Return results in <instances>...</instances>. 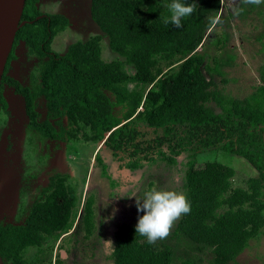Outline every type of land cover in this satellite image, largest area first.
Returning a JSON list of instances; mask_svg holds the SVG:
<instances>
[{
	"label": "trees",
	"instance_id": "16d2710c",
	"mask_svg": "<svg viewBox=\"0 0 264 264\" xmlns=\"http://www.w3.org/2000/svg\"><path fill=\"white\" fill-rule=\"evenodd\" d=\"M188 2L197 4L196 11L176 28L163 22L170 15L171 0H91V19L108 37L109 48L123 59L105 62L101 35L69 45L63 55L53 52L51 43L70 25L69 19L42 13L39 0H25L24 24L15 34L1 78L0 108L7 111L5 91L11 90L23 100L28 127L43 139L103 142L113 156L122 155L131 170L157 161L173 167L185 153L182 187L191 211L181 216L172 238L192 251H209L210 264H231L264 229V71L262 85L243 99L218 90L215 78L224 76L222 68L233 58H218L210 66L203 49H197L205 45V34L223 0ZM235 15L228 13L226 18ZM228 36L223 32L222 41L214 43L219 51L226 48ZM21 45L40 63L38 79L30 86L11 75ZM39 98L45 100L47 117L56 119L58 129L38 122ZM116 106L123 112L120 118L113 114ZM145 130H151L153 138L146 139ZM204 150L240 156L256 177L249 178L245 188H232L231 170L216 162L201 164ZM96 160L100 162L99 156ZM69 178L50 176L22 223L0 224L3 264H37L36 257L25 259L26 251L40 249L48 239H58L73 228L78 197ZM94 203L93 196L86 198L77 223L86 238L95 228ZM114 246L112 264H173L175 258L169 244H148L132 225L118 228ZM59 259L60 255L54 263L60 264ZM200 262L191 256L181 264Z\"/></svg>",
	"mask_w": 264,
	"mask_h": 264
},
{
	"label": "rangeland",
	"instance_id": "374dc122",
	"mask_svg": "<svg viewBox=\"0 0 264 264\" xmlns=\"http://www.w3.org/2000/svg\"><path fill=\"white\" fill-rule=\"evenodd\" d=\"M90 1L39 0L38 8L42 13L61 14L70 22L63 32L54 37L51 50L63 55L69 45L101 35V59L105 62L115 61L119 57L109 48L108 37L99 31L91 19ZM242 4L243 15H235L241 13ZM222 5L214 18L212 29L205 34V45L197 50L203 49L202 53L210 66H214L218 58H233L230 66L222 68L224 76L215 78V85L224 94L243 99L257 86L262 85L264 3L257 6L246 5L243 0H223ZM228 13L235 17L227 19ZM223 32L229 35L227 46L219 51L214 43L222 41ZM27 52V48L21 45L16 53L18 59L13 62L11 71L13 78L24 86H30L32 81L38 79L40 70L38 59ZM126 70L132 73L130 68L127 67ZM128 88L131 89L132 84ZM5 92L7 111L0 108V224L22 223L52 175L67 174L70 177L68 182L78 197V216L73 228L58 239H48L40 249H28L25 259L36 257L37 264H55L57 256L60 255V264H112L113 252L105 253L102 239L110 238L115 245V234L120 226L137 225L139 217L144 215L142 211H138L137 201L142 202L144 194L152 188L184 192L182 184L185 164L188 162L185 153L176 159L177 163L173 167L157 161L134 170L128 169L122 155L113 156L103 142L83 139L59 142L43 139L38 132L28 127L22 98L14 95L11 90ZM109 96L114 101V97L111 94ZM209 106L219 112L214 103ZM35 108L38 122H47L55 130L58 129L56 119L47 117L43 98L36 101ZM122 113L120 106L113 109L117 118ZM63 123H66L65 120ZM145 133L146 139L153 138L151 130H145ZM202 153L201 164L206 161L216 162L221 168L233 172L232 188H245L246 181L256 177V173L240 156L226 154L222 150H204ZM98 156L100 162L96 160ZM88 196H93L95 201V228L93 234L86 238L77 223ZM113 209H116L114 218L106 219L112 216ZM178 221L166 239L157 241L165 242L174 249L173 264H181L185 258L191 256L201 259L198 264H210L212 255L209 251H192L182 241L172 238ZM0 264L3 262L0 261ZM231 264H264V229Z\"/></svg>",
	"mask_w": 264,
	"mask_h": 264
},
{
	"label": "clouds",
	"instance_id": "9594fccd",
	"mask_svg": "<svg viewBox=\"0 0 264 264\" xmlns=\"http://www.w3.org/2000/svg\"><path fill=\"white\" fill-rule=\"evenodd\" d=\"M243 3L259 6L264 3V0H243ZM167 7L170 15L164 17L163 22L181 28L182 19L192 15L196 11L197 4L189 3L188 0H171ZM137 209L144 215L138 219L136 233L146 237L148 244H155L158 240H164L170 235L175 222L182 215L190 213L191 203L186 192L152 188L144 194L142 202L137 201ZM115 212L116 209H113L112 216L106 219L114 218ZM102 244L106 254L116 250L110 238L102 239Z\"/></svg>",
	"mask_w": 264,
	"mask_h": 264
},
{
	"label": "water",
	"instance_id": "95a60500",
	"mask_svg": "<svg viewBox=\"0 0 264 264\" xmlns=\"http://www.w3.org/2000/svg\"><path fill=\"white\" fill-rule=\"evenodd\" d=\"M24 5L25 0H0V83L15 34L24 24Z\"/></svg>",
	"mask_w": 264,
	"mask_h": 264
}]
</instances>
